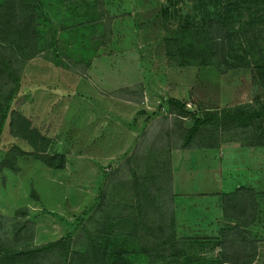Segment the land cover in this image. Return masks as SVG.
<instances>
[{
	"label": "rangeland",
	"instance_id": "rangeland-1",
	"mask_svg": "<svg viewBox=\"0 0 264 264\" xmlns=\"http://www.w3.org/2000/svg\"><path fill=\"white\" fill-rule=\"evenodd\" d=\"M14 1L18 21L34 17L38 53L11 65L0 264H240L251 255L264 264V183L256 248L241 229L227 232L228 216L203 224V210L183 209L181 197L218 194L223 207L238 197L229 210L244 217L251 193L229 183L252 184L241 174L257 162L264 182L263 151L260 162L238 153L264 149V115L187 136L218 100L219 110L264 103V0ZM205 45H216L223 70L199 63ZM33 141L64 154V166L48 165Z\"/></svg>",
	"mask_w": 264,
	"mask_h": 264
},
{
	"label": "trees",
	"instance_id": "trees-1",
	"mask_svg": "<svg viewBox=\"0 0 264 264\" xmlns=\"http://www.w3.org/2000/svg\"><path fill=\"white\" fill-rule=\"evenodd\" d=\"M6 2V1H4ZM0 4L2 6H5L3 9L0 8V133H1V128L4 119L8 118V111L10 107L11 100L13 98V91L14 88L9 84L12 82V78L10 76L12 73L14 74V71L11 70V65L13 62L21 61L23 62V59L25 58H31L33 57L36 53H38V45L37 42H31L32 39L36 38L35 35V24H34V17L32 15L28 16L29 13L27 12L26 15L21 17V19L18 21V17L13 15L11 13V9H13L14 5V0L9 3H4ZM16 3V2H15ZM10 13V15H4L2 13ZM2 13V14H1ZM23 21V22H20ZM20 24H22L20 26ZM31 34V36H28ZM213 39H215L213 37ZM204 40H206V37H204ZM29 44V45H28ZM214 44V43H213ZM4 48H9V55L8 58H6V55L4 54ZM17 49L22 51V55L19 56L17 54ZM216 45H211L207 46L205 45L203 55L204 58L199 61L201 64H216V66L219 69H224L221 65V62L216 58ZM16 55V56H14ZM19 56V57H18ZM233 66V64H231ZM229 66V67H231ZM10 67V71L8 68ZM225 71V70H224ZM7 75V76H6ZM11 81V82H10ZM6 82H7V87H9L10 91L6 92L4 94V90L6 89ZM169 103H174L176 105H179L180 108H184L185 105L184 103L177 99V98H171L169 100ZM185 113H187L185 111ZM264 115V103L260 105L259 108H254L251 110H243L241 108H236V109H204L200 111L195 117L193 118V123L192 125L188 128L187 131V136L191 137L195 132H198L202 127L208 126L210 129H212V132L218 131L219 129H225L229 128V126H232L233 124L240 123V124H245L247 122H252L253 118L255 117H260ZM19 118V117H18ZM21 118L20 120H22ZM35 131V130H34ZM32 146L35 147L36 150L42 153L44 160H48L47 163L48 165L55 167V168H61L65 164V155L64 154H57V153H49L46 148L47 145H44L42 147H39L37 142H32ZM216 146V145H215ZM46 158V159H45ZM58 159L55 161V159ZM251 195H249V199L252 203V208L251 212L248 215H245L244 217H240L235 215L234 211L233 213L230 212V207L234 203L237 204L238 202V197H231L230 200H234L235 202H230L228 200H224V215L228 216L232 222L234 221L233 225L231 228L226 227L228 230L227 232L229 233L230 230H232L234 227H237L241 229L243 232H245V239L251 240V243L253 246L256 248V241L250 237V232H248L245 227L251 224V221L256 213V207H257V201L254 197V191H250ZM235 194H233L234 196ZM229 202V203H228ZM235 209L237 208L236 205L233 206ZM225 228V230H226ZM248 234V235H247ZM174 254L173 262L177 263L178 257L175 256ZM255 256H248L244 257V261L240 264H252L253 261L255 260ZM226 262H233L232 257L229 258L226 256V259H224ZM224 261V262H225Z\"/></svg>",
	"mask_w": 264,
	"mask_h": 264
},
{
	"label": "crops",
	"instance_id": "crops-1",
	"mask_svg": "<svg viewBox=\"0 0 264 264\" xmlns=\"http://www.w3.org/2000/svg\"><path fill=\"white\" fill-rule=\"evenodd\" d=\"M171 97H175V98L181 100V97L178 96V95L174 96L173 94H171ZM124 98H125L124 100H126V101H130V102L132 101L129 98H126V97H124ZM249 101H251V100H249ZM214 105H215L214 107L213 106H210V107L207 106L206 109H219L220 107H222L223 103H221V100H218V102H216ZM111 106H112V108H111ZM111 106H110L111 110L112 109L113 110L116 109L114 104L111 105ZM259 147L262 148L263 146H259ZM241 148H243V149L241 150V152H238V153L249 154V155H251V158L252 157L254 158V155L256 153L255 158L256 159L259 158V162H260V159H261V156L259 155L260 152L263 151L262 155H264V149L257 148L255 146L250 147V149H248L247 146H244V147H241ZM246 149H248V150H246ZM259 167L261 168L262 166L259 165L258 162H257V164L252 163V168L246 170L245 173L241 174L242 178H246V175H248L252 179V182H251L252 184L248 183L246 185V184H244V182L240 183L239 180L238 181H232V182L229 183V186L232 187L231 188L232 191H234V190H243V188L247 189L248 191H251V190L254 191V197H255V199H256L258 204H260V202L262 201V198L256 192L260 189L261 184L264 183V182H262V179H263L261 177V173L262 172L260 171ZM213 182L217 183V187L214 186ZM210 185H211L210 190H212L214 192L215 191L218 192L220 190L219 187H224V183L223 182H217L216 180L212 181ZM263 187H264V185H263ZM181 197H184L183 199H186L184 201L186 203L184 204L183 209H186V210L190 211V209L192 210V209H199L200 208L201 210H203V212H204V214L202 213L203 216L201 217V215H200L198 217L199 220H201L203 222V224L206 223L207 225L208 224L210 225V224L213 223V226H214L216 224V219L215 218H217V217H218V219L225 218L224 207H223V205L221 206L220 203L218 202V199H219L218 198V194H216V195L215 194H209V195L206 194L205 196H202V195L197 196V195L191 194V192H188V193H185L184 195H182ZM200 199L203 200V202L205 203V206L199 207L198 203H200V201L198 202V200H200ZM222 204H223V200H222ZM180 208H181V206H180ZM261 216H262V214L260 213L259 209L256 210V213H255V215H254V217H253V219L251 221V224L248 225L247 227H245L244 229H246L250 233H252L251 230L254 231V229H258L257 227L260 226ZM207 217H209L210 220L205 222V219Z\"/></svg>",
	"mask_w": 264,
	"mask_h": 264
}]
</instances>
